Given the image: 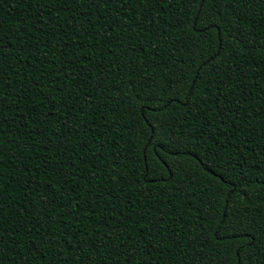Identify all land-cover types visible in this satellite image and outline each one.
<instances>
[{"label":"trees","instance_id":"obj_1","mask_svg":"<svg viewBox=\"0 0 264 264\" xmlns=\"http://www.w3.org/2000/svg\"><path fill=\"white\" fill-rule=\"evenodd\" d=\"M0 40V264H264V0H0Z\"/></svg>","mask_w":264,"mask_h":264},{"label":"snow or ice","instance_id":"obj_2","mask_svg":"<svg viewBox=\"0 0 264 264\" xmlns=\"http://www.w3.org/2000/svg\"><path fill=\"white\" fill-rule=\"evenodd\" d=\"M206 27H207V25H206ZM2 43H3V41L2 40H0V45H2ZM177 86H179V81H177ZM173 101L174 102H179V97L178 96H174L173 97ZM168 105H166V107H167ZM219 231V230H218Z\"/></svg>","mask_w":264,"mask_h":264}]
</instances>
